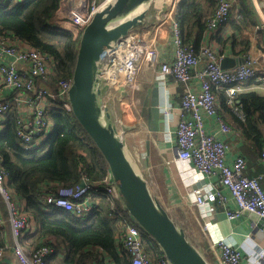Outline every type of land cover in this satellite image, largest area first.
I'll return each instance as SVG.
<instances>
[{"label": "built area", "instance_id": "obj_1", "mask_svg": "<svg viewBox=\"0 0 264 264\" xmlns=\"http://www.w3.org/2000/svg\"><path fill=\"white\" fill-rule=\"evenodd\" d=\"M115 1L61 0L52 23L70 32L74 40H80L94 16ZM215 1L216 9L206 20L207 32L212 41H215L219 30L229 23L233 10L239 5V0ZM248 1L262 20V25L255 28V32H259L264 27V0ZM179 2L180 0H168L165 6L162 4V11L156 14L154 23L134 28L114 44L112 49L104 52L100 64L103 83L105 87H118L125 83L127 89L133 92L137 89L141 63L153 67L159 65L157 77L160 83H165L170 76L183 83L175 158L192 163L199 177L198 183L192 187L195 204L204 210L216 201L226 205L227 200L222 194V190L226 188L234 203V209L226 210L228 219H237L244 212H249L264 220V186L261 182L264 175L248 176L245 172L247 160L243 155L228 162L230 145L219 135L230 133L231 127L218 113L215 92L216 89L224 91L227 102L234 106V112L244 119L241 106L237 105L238 95L247 90L246 84L251 81L264 83V69L261 68L264 65V52L257 55L246 54L243 56V63L222 68L224 56L218 53L213 44L206 42L197 52L193 44L185 43L181 24L177 20ZM167 25L171 26L173 58L172 61L160 62L158 34ZM54 64L52 55L9 34H0V95L5 90L11 93L6 99L0 100V123L14 105L19 107L22 115L17 117L16 132L26 146L39 145L44 136L52 132L53 124L48 110L51 100L68 110L71 108L69 90L73 77L60 80L56 91L41 85L42 81L48 79ZM171 109L172 105L164 107L167 114ZM212 117L217 123V132H210L206 127V119ZM262 159L264 161V152ZM81 179L77 186H60L44 195V202L86 217L94 212L100 195L103 194L110 198L116 210L122 206L129 215L121 222L122 232L117 238L121 254L130 255V264H170L164 255L152 259L146 252V233L125 209L109 168L98 184L91 182L84 172L81 173ZM6 183L7 173L0 168V196L7 205L14 238L11 246L0 248V258L12 248L21 264H46V258L54 250L44 246L30 251L22 244L25 233L29 230L32 232L34 221L21 208L22 199ZM212 247L218 253V264H244L240 248L224 240L213 243Z\"/></svg>", "mask_w": 264, "mask_h": 264}, {"label": "trees", "instance_id": "obj_2", "mask_svg": "<svg viewBox=\"0 0 264 264\" xmlns=\"http://www.w3.org/2000/svg\"><path fill=\"white\" fill-rule=\"evenodd\" d=\"M60 1L0 0V34H9L54 57L52 74L41 82L42 86L54 91L60 80L73 76L80 42L74 40L70 32L52 23ZM215 2L180 0L177 20L184 31L185 43L191 44L193 33L207 31L206 20L212 15ZM237 12L234 14L241 16L239 22L253 33L262 23L248 0L239 1ZM236 15H231L230 27L239 33L243 28L241 23L237 24ZM256 33L262 40L259 47L264 49V31ZM249 44L238 54L248 52ZM239 100L244 114V119L237 120L240 130L263 153L264 95L248 90L240 94ZM16 107L14 105L0 123V168L7 173V187L24 199L27 214L37 224L34 232L29 230L25 233L23 238L28 239L29 245L24 246L30 251L44 246L53 248L54 252L46 258V264H59L56 258L61 262V257L60 264H130V255L121 254L117 238L122 232L121 222L129 216L122 206L116 210L110 198L101 194L94 212L83 217L44 202V195L60 186L79 185L82 172L89 176L91 182L98 184L108 170L99 149L76 120L72 109L51 100L48 110L52 132L45 135L39 145L26 146L16 132ZM6 209L0 200V210L7 218ZM170 217L180 226L178 220L172 215ZM144 240V248L152 259L163 255L148 234ZM8 244L3 230H0V248Z\"/></svg>", "mask_w": 264, "mask_h": 264}, {"label": "crops", "instance_id": "obj_3", "mask_svg": "<svg viewBox=\"0 0 264 264\" xmlns=\"http://www.w3.org/2000/svg\"><path fill=\"white\" fill-rule=\"evenodd\" d=\"M234 11L238 13V8ZM155 14L147 15L144 24L154 23L156 21ZM258 18L260 19L259 15ZM235 20H238L237 24L241 23L239 22L241 16L239 14L236 15ZM230 24L231 22L227 25V28L224 29L222 27L219 30L215 41L211 40L209 33L206 31L193 33L189 42L193 44L197 52L200 51L201 46L206 42L213 44L218 53L223 55L224 58L243 57L246 54L257 55L260 52H264V49L259 47L260 43L262 44V40L259 39L260 34L258 35L254 31L251 36H244L242 32L235 33ZM242 28L243 23H241ZM262 28L264 31V27ZM181 31L182 35H184L182 28ZM158 36L160 37L157 42L160 51V62L172 61L171 26L167 25L164 27L162 33H159ZM248 41L251 42V45ZM246 44H249L250 50L246 53L238 54L245 50ZM159 68V65L153 67L147 63H141L137 78V89L133 92L127 89L125 83H121L118 87L106 85V90H104L112 115L117 119V110L121 111V116L117 121L122 137L129 138V140L137 138L138 140L140 154V159L138 160L143 164L141 174L147 180L152 195L174 219L178 220L180 227L185 230L187 236L199 250L207 254V257L212 260V264H218V253L213 249L212 245L219 240H224L230 245L240 248L244 257V264H264L263 219L248 212H244L237 219H228L226 210L234 209V203L226 188L222 190V194L227 200L226 205L216 201L212 204L210 203L204 210L195 204L192 187L198 183L199 177L192 163L182 162L175 158L177 146L176 130L181 118L180 101L184 92V84L176 81L172 76L168 77L165 83H160L157 77ZM261 68L264 69V65ZM52 72L53 70L50 74ZM246 88V91H257L264 95V83L251 81L246 84ZM115 92L120 93L118 99L119 108H114L110 104L114 100ZM215 92L218 113L231 127L230 133L219 135L221 139L230 145L228 162H232L238 155H243L247 160L245 172L248 176L264 175V161L261 149L241 132L240 125L237 123L238 118L240 120L241 118L234 112V106L227 102V95L224 91L216 89ZM10 94L9 91H3L2 95H0V100L6 99ZM240 94L237 99L238 106H241ZM125 99L128 104L125 105V110L122 111ZM122 101L124 104H122ZM168 105H172L169 114L164 111V107ZM16 108H18V116H21V109L19 107ZM130 112L132 113L131 115L129 114ZM206 127L210 132H217L218 126L215 118H207ZM130 145L132 144H127L128 147ZM261 182L264 186V177ZM0 200L7 208L1 196ZM20 206L26 212L24 199L21 200ZM6 212H8V209H6ZM3 216L0 210V230H3L7 243L9 242L8 246H11L14 238L9 221V212L7 213V218ZM32 226L33 232L34 229H37L35 221ZM26 239L23 238L21 241L23 245L27 246L29 243L28 239ZM13 252L12 248L8 249L0 259V264H15V260L12 257ZM56 261L60 264L62 257L60 258L61 262L57 258Z\"/></svg>", "mask_w": 264, "mask_h": 264}, {"label": "water", "instance_id": "obj_4", "mask_svg": "<svg viewBox=\"0 0 264 264\" xmlns=\"http://www.w3.org/2000/svg\"><path fill=\"white\" fill-rule=\"evenodd\" d=\"M153 1L116 0L94 16L80 38L69 103L74 117L106 161L125 209L157 243L170 264H212L152 195L147 180L129 158L111 110L104 104L102 55L144 24ZM142 6L144 9L136 13ZM243 62V57H225L221 67L227 69ZM12 257L15 264H21L15 254Z\"/></svg>", "mask_w": 264, "mask_h": 264}, {"label": "rangeland", "instance_id": "obj_5", "mask_svg": "<svg viewBox=\"0 0 264 264\" xmlns=\"http://www.w3.org/2000/svg\"><path fill=\"white\" fill-rule=\"evenodd\" d=\"M170 1V0H169ZM168 2V0H163L162 1V4L165 6L166 5V3ZM162 4L161 5H158L157 4V2L154 0L152 3H151V5H150V7H149V10H148V13H147V15H149V14H151V15H154L155 13L157 14L158 12H160V11H162V10H160V8H161V6H162ZM159 9V10H158ZM162 9H165V7H163ZM216 9V3H215V6H214V8L212 9V11L214 12V10ZM235 13V11L233 10V15L235 16L236 14H234ZM155 14V15H156ZM212 14V13H211ZM147 17V16H146ZM232 18V17H231ZM231 21V19L229 20V22ZM251 33H253V32H251V29H249L248 27H245L244 25H243V29H242V34L244 35V36H251ZM254 34V33H253ZM252 34V35H253ZM102 87H103V89L104 90H106V87H105V84L103 83L102 84ZM119 97H120V93H118V92H115L114 93V100L111 102V100H110V104H111V106L113 107L114 106V108H119V106H118V104H119V101H118V99H119ZM105 105L106 106H108V104H109V102H107V98H106V95H105ZM116 100V102H114ZM108 103V104H107ZM122 104H124L123 103V101H122ZM126 104H128V102H127V100L125 99V104L124 105H122L123 106V110H125L124 109V107H126L125 105ZM127 107H128V105H127ZM113 108V109H114ZM128 109H129V107H128ZM122 110V111H123ZM120 113V114H119ZM130 115L132 114L131 112L129 113ZM116 116H117V119L119 120V117L121 116V111H118L117 110V113H116ZM117 119H116V117L115 116H113V120H114V123H115V125H116V127H117V131H118V134L120 135V136H122V132H121V130L119 129V126H118V121H117ZM124 139V142H125V144H126V146H127V144H132L133 145V148H132V145H130L129 147L127 146V153H128V155H129V158L131 159V161L133 162V164L135 165V167L137 168V170H139L140 172H142L141 171V169L143 168V164H142V162L141 161H139L138 159H140V154H139V149H138V140H137V138L135 139H133V140H129V138H123ZM107 164V163H106ZM108 166V165H107Z\"/></svg>", "mask_w": 264, "mask_h": 264}, {"label": "bare ground", "instance_id": "obj_6", "mask_svg": "<svg viewBox=\"0 0 264 264\" xmlns=\"http://www.w3.org/2000/svg\"><path fill=\"white\" fill-rule=\"evenodd\" d=\"M155 1L157 2L158 5H161L163 0H155ZM144 7H145V6L140 7V8L137 10L136 13L141 12V11L144 9ZM122 110H123V109H122Z\"/></svg>", "mask_w": 264, "mask_h": 264}]
</instances>
